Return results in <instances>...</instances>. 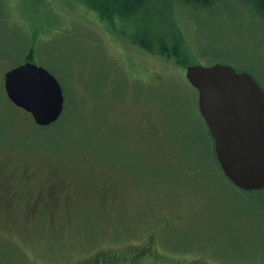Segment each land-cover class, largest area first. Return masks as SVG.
I'll use <instances>...</instances> for the list:
<instances>
[{
	"label": "rangeland",
	"instance_id": "obj_1",
	"mask_svg": "<svg viewBox=\"0 0 264 264\" xmlns=\"http://www.w3.org/2000/svg\"><path fill=\"white\" fill-rule=\"evenodd\" d=\"M67 3L0 0V136L22 147H0V264H104L150 246L142 264H264L263 246L239 260L210 248L251 243V230L237 240L236 222H264V194H244L213 167L193 88L162 86L186 69L115 43ZM176 11L201 64L239 66L264 88V28L230 8ZM36 38L34 62L77 106L69 130L35 125L6 98L5 74Z\"/></svg>",
	"mask_w": 264,
	"mask_h": 264
},
{
	"label": "water",
	"instance_id": "obj_2",
	"mask_svg": "<svg viewBox=\"0 0 264 264\" xmlns=\"http://www.w3.org/2000/svg\"><path fill=\"white\" fill-rule=\"evenodd\" d=\"M186 78L198 92L225 177L242 191L264 190V89L250 73L222 63L190 66ZM4 87L9 101L40 127L57 123L64 113L63 88L42 66L25 62L11 69Z\"/></svg>",
	"mask_w": 264,
	"mask_h": 264
},
{
	"label": "trees",
	"instance_id": "obj_3",
	"mask_svg": "<svg viewBox=\"0 0 264 264\" xmlns=\"http://www.w3.org/2000/svg\"><path fill=\"white\" fill-rule=\"evenodd\" d=\"M63 3L74 2L73 9L76 15H78L79 8H85L87 12L93 14L97 18L98 24L102 27L104 34L111 38L116 42H122L121 40L127 39L135 47L143 51L144 53L156 56L163 59L168 66H178L186 69L189 66L201 64V59L205 58V56L201 55L199 58L197 57L195 49L198 48L196 44H189L190 41L186 34V29L184 25L179 24L180 15L176 11V7L180 6L184 8L189 17L192 18V13H204L209 10L218 11V9L222 8H230L234 11H238L241 14H245L251 18L253 22L257 24L259 28H264V0H60ZM68 4V3H67ZM78 12V13H77ZM80 14V13H79ZM176 16V20L171 19V15ZM184 31V32H183ZM194 39V38H192ZM264 40V38L262 39ZM38 43V38L35 40L29 39L25 43L24 47L21 48L22 52H24L25 59L23 62H31L35 63L36 60V44ZM195 46V47H194ZM193 47V48H192ZM200 53V50L197 49ZM201 54V53H200ZM199 55V54H198ZM0 60H4V58H0ZM12 63V62H11ZM215 64V63H214ZM225 64V63H223ZM18 65V64H17ZM15 66V65H14ZM137 67V66H136ZM132 66L129 69H126L128 72H131L134 75V71L138 69ZM234 68L238 72H248L250 73L256 80L257 77L254 73L250 71L244 70L239 66H234ZM149 69V68H148ZM136 76V75H135ZM142 77V76H141ZM156 79H158L156 77ZM259 83V80H257ZM181 84L184 86V94L190 93L189 84L186 79H183L177 84H162L165 88L170 85H178ZM262 87L261 83H259ZM263 88V87H262ZM264 89V88H263ZM197 95L196 91L193 90ZM65 95V94H64ZM196 95H193V109L196 112L198 108V101ZM7 98V97H6ZM70 95L65 96V100L68 101ZM65 105L64 113L60 120L46 129H59L63 127H67L69 130L73 121L71 120L73 116H75L73 109L77 106L72 107L69 105V102ZM9 102V101H8ZM10 104V102H9ZM2 106H0V109ZM174 108V107H173ZM28 116V113L25 112ZM31 117V116H30ZM202 121L205 123L204 119L201 117ZM15 122L11 124L14 126ZM206 125V123H205ZM207 127V125H206ZM10 130V127L7 129ZM207 136L209 140L210 151L213 156L214 164L213 167H216V170L222 173L220 165L217 161L215 155V149L213 145V140L210 135L209 129L207 127ZM12 137L8 136L6 138H2L0 136V147H5L4 143L9 142L10 146H6L7 148L14 150L17 147H21V145L16 146L12 144ZM71 144L73 142H68L64 140V143ZM56 146V144L54 145ZM22 148V147H21ZM25 151V149L23 148ZM59 153V152H58ZM224 176V175H223ZM225 177V176H224ZM227 179V178H226ZM227 181H229L227 179ZM230 182V181H229ZM231 183V182H230ZM233 185V184H232ZM234 186V185H233ZM237 188V187H236ZM238 189V188H237ZM240 190V189H239ZM242 191V190H240ZM244 194L249 195L250 193H262L264 194V190L261 191H242ZM253 200V199H252ZM236 226H239L237 234V240L241 237L247 238V231L251 230L252 232L249 234L252 236V242L248 240L244 243L240 249V252L236 251L234 246L232 245L231 249L225 247L222 244L214 242L210 245L214 252L217 255L226 257V258H238L246 257L252 259L256 254H253L254 248L263 246L264 248V222H236ZM232 232V230H231ZM249 239V238H247ZM157 243L154 242L153 246ZM198 245H205L202 242H198ZM238 246V242L235 244ZM194 247V246H193ZM152 246L145 248L151 250ZM130 255L126 254L125 256H118L121 258H117V260L112 259V261H104V264H121V261H127L131 264H142V260L145 258L143 256H139L142 254L139 251H130ZM137 259V261H136ZM154 264H159L161 261H158L157 258H153ZM97 263V261L95 262ZM93 263V264H95ZM170 264V262H169Z\"/></svg>",
	"mask_w": 264,
	"mask_h": 264
},
{
	"label": "flooded vegetation",
	"instance_id": "obj_4",
	"mask_svg": "<svg viewBox=\"0 0 264 264\" xmlns=\"http://www.w3.org/2000/svg\"><path fill=\"white\" fill-rule=\"evenodd\" d=\"M196 111L199 113V109L197 108L196 109ZM199 116H200V114H199ZM201 117V116H200ZM210 132V131H209ZM211 135V134H210ZM212 137V136H211ZM212 140H213V138H212ZM213 145H214V141H213ZM214 149H215V147H214ZM216 155V154H215ZM113 163V162H112ZM122 167H124V166H121V168ZM124 168H126V167H124ZM144 253H142V254H140L139 256H143V257H146L147 256V258H152V256H153V254H152V252H151V250H149V249H145L144 251H143ZM95 263V262H94ZM95 264H102V260H97V263H95Z\"/></svg>",
	"mask_w": 264,
	"mask_h": 264
}]
</instances>
